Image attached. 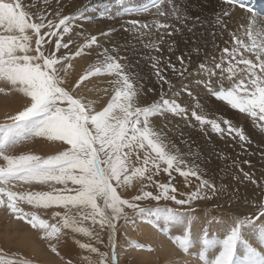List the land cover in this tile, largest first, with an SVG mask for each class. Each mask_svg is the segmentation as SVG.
Returning a JSON list of instances; mask_svg holds the SVG:
<instances>
[{"label":"snow or ice","instance_id":"1","mask_svg":"<svg viewBox=\"0 0 264 264\" xmlns=\"http://www.w3.org/2000/svg\"><path fill=\"white\" fill-rule=\"evenodd\" d=\"M219 2L221 11L216 13V21L226 29L232 19L233 7H243V0ZM44 3L52 7L48 0ZM116 3L117 10L126 15L149 11L147 5L133 6L132 0H116ZM152 3L156 17H173L181 24L189 19L174 0H152ZM55 4L60 5V0H55ZM165 4L169 11H165ZM35 8V2L0 0V82L28 98L23 110L7 116L6 122L0 123V161H3L0 163V207H6L17 219L26 220L32 228L43 230L49 236L63 228L86 237L88 243L75 240L79 249L89 254L82 258L83 264H118L114 251L109 257L107 252H101L98 245L105 243L104 235L107 234L108 245L115 249L117 222L127 218L125 207L142 212L144 209L137 203L139 201L170 200L176 205H189L184 211L166 209L167 219L184 227L182 236L172 237L173 243L182 252L189 253L192 246V202L210 200L223 189L217 188L211 179H202L198 168L184 170L182 165L186 162L178 153L173 154L174 145L169 148L166 138L150 122L153 116L164 113L187 119L185 108L175 100L165 98L163 85L167 84L172 89V81L162 74L164 69L158 67L159 58L153 57L152 68L155 69L157 83L161 85L160 99L146 107L138 106L144 100L143 85L134 82L133 75L125 70L126 66L119 62L118 56L110 55L108 48H102L97 63L92 64L73 85L70 80L73 61L77 57L84 58L86 50L93 46H102L93 35L85 37L83 44L71 50L70 45H74V41L68 39L65 42V34L74 31L75 15H64L59 8H53V12L48 14L32 11ZM247 11L252 12L251 9ZM198 21L199 17L188 30L192 31ZM127 23L129 31H141V35L145 34L144 29L151 35L154 28L159 33V43L164 42L165 35L171 37L174 32L181 31L159 18L149 23L138 20ZM235 23L244 29L247 41L235 32L231 33V47H224L218 60L212 57V66L199 64L195 86L199 88L202 85L216 100L226 102L239 113H246L264 131V20L253 14L250 19ZM101 35L108 36L110 32H102ZM146 46L159 50L155 40ZM179 59L183 63L182 58ZM168 67L176 74L173 65L169 63ZM101 74L115 77L112 81L115 94L102 110H96L93 102L87 100L82 92L78 94V90L84 81L91 83V77ZM179 75L183 77L185 73L180 72ZM187 89L188 85L183 84L182 90ZM103 91L108 92L107 89ZM147 91L151 92L153 88ZM0 92H5V88L0 87ZM188 94L192 96V92ZM179 95L177 92L176 96ZM200 106L197 102L196 108ZM191 115L201 125H211L213 132L234 133V139L238 137L236 142L242 148L245 142L250 143L245 131L230 120L223 121L228 125L223 129L217 120L207 119L195 110ZM33 137L61 141L63 151L47 157L31 153L9 154V149ZM161 172L169 177L166 183L154 180ZM174 172L185 178V184L190 176L199 180L195 191L179 193L186 196L184 199L177 198L172 179ZM243 180L256 184L248 172H243ZM145 182L158 189L155 195L145 190ZM19 185H41L49 190L14 191ZM125 196L131 198L125 199ZM22 205L34 209H63L53 213L59 218L60 226L49 224L35 211L25 212ZM85 221H90L92 227L82 226ZM231 221L232 226L222 239L208 238V233H204L199 260L203 264H264V251L253 246L243 231L248 227H258L264 236V204L259 205L253 216L240 219L236 214ZM207 249H218V254L211 261L206 258ZM52 251L56 252L55 246H52ZM91 254H95L97 259H89ZM0 264L30 262L23 257L4 260L0 256ZM68 264H72L71 260Z\"/></svg>","mask_w":264,"mask_h":264},{"label":"rangeland","instance_id":"2","mask_svg":"<svg viewBox=\"0 0 264 264\" xmlns=\"http://www.w3.org/2000/svg\"><path fill=\"white\" fill-rule=\"evenodd\" d=\"M26 2L36 3V8L32 9L34 12L39 10L48 14L53 12V8H59L64 15H75L73 20L74 31L71 34H65V42L68 39L74 41V45H70V49L73 51L85 42V37L93 35L97 37L102 47L93 46L92 49L86 50L84 58L77 57L73 61V72L70 77L73 85L92 64L97 63L98 54L102 51V48H108L110 55L118 56L119 62L126 66L125 70L133 75L134 82L143 85L144 100L138 106L146 107L160 99L161 85L157 83L155 69L152 68L153 57L159 58L158 67L163 68L162 74L172 81V89H169L167 84L163 85L165 98L175 100L176 103L185 108L187 119L173 113H164L153 116L150 118V122L155 130L161 132L166 138L165 142L169 148L174 145L173 154L178 153L186 162L182 165L184 170L198 168V174H201L202 179H211L217 188L223 189L210 200L192 202L190 206L192 208L191 234L198 232L201 239H203L204 233H208V238L222 239L230 230L232 226L231 218L234 215L239 214L240 219L245 216L251 217L257 211L259 205L264 204V131H261L246 113H239L238 110L231 109L230 105H226V102L216 100L202 85L199 88L195 86V80L199 78L196 76L199 64L206 63L208 66H212V57L218 60L222 49L226 46L231 47V33L235 31L238 36L247 41L248 38L244 34V29L238 27L234 22L238 21L240 17L245 20L250 19L257 12L256 7L260 3L253 2L252 4L248 0H244L243 4L246 2V7L241 10L244 14L233 7L232 19L228 21L226 29H222L216 21V13L221 11L219 0H174V3L189 17L184 24L173 17L167 19L156 17L152 0H132L133 6L147 5L149 8L147 12H138L132 15H126L122 10L118 11L116 0H60V5H56L55 0H48L52 7H48L44 0H26ZM253 5H256V7L253 8ZM163 7L165 11L170 10L166 4ZM236 7L240 6L236 5ZM247 9H251L252 12L249 13ZM238 12L239 14H237ZM197 17H199V21L196 23L195 28L189 31L188 29L192 28ZM157 18L161 22L174 25L181 31L174 32L171 37L165 35L164 42L159 43V33L154 28L151 35L148 34L147 29L142 30L145 33L144 35H141V31L128 30L130 28L127 23L129 20L149 23ZM258 18L264 20V14H260ZM171 30L170 28L169 31ZM102 32H110V35L102 36ZM28 34L31 35L30 32ZM34 40L33 37V46H35ZM153 40L157 42L159 50L146 46L150 45ZM52 47L54 48V45ZM169 47H171V51H169ZM179 58H182L183 63ZM169 63L175 67L176 74H173L172 68L168 67ZM180 72H184L185 75L181 77ZM114 79L115 77L108 74L91 77L92 82L84 81L78 90V94L82 92L87 100L93 102L96 110H102L111 99V96L115 94L114 85L112 84ZM183 84L188 85L186 91L182 90ZM0 87L5 88V92H0V101H2L0 106L5 105L4 107H6L5 109L2 106L5 109V115L0 117V123H4L7 116L15 115L18 111L23 110L25 101L28 98L9 90L10 86L3 82H0ZM148 88H153V91H147ZM103 89H107L108 92L105 93ZM177 92L180 93L179 96H176ZM189 92H192L191 97L188 94ZM197 102L200 103V108H196ZM193 110L197 114H204L207 119L217 120L223 129L228 127L223 121L230 120L233 125L245 131L250 143L245 142L242 148L236 142L238 137L234 139V133L229 134L227 131L223 134L213 132L211 125H201L195 120L191 115ZM59 151H63L61 141L53 142L43 137H33L9 149V154L31 153L47 157L56 155ZM244 161H248V163H244ZM0 163H3V161H0ZM243 172L251 174L253 179L256 180V184L243 180ZM237 177L239 179H236ZM168 179L167 173L163 172L154 177V180L159 183H166ZM172 179L174 180L173 187L177 189L178 194L179 183L182 181L184 183L185 178L174 172ZM197 184H199V180L190 176L188 183H184L187 193L195 191ZM143 186L145 190L152 191L154 195L158 191L147 182ZM57 187L62 186L58 185ZM137 187H139V184H137ZM251 187L256 190V193H253L251 197L253 201L247 200V192L252 189ZM13 190L47 191L49 189L41 185H19ZM123 198L130 199L131 197L125 196ZM177 198L184 199V196L178 194ZM137 203L144 211H133L125 207L124 211L127 218L120 219L117 222L115 249L108 245L107 234L104 235L105 243L98 245L101 252H107L109 257L114 251L118 264H140L139 259H135L134 252H136L135 254L141 251L154 252L151 243L146 242L137 233V228L141 224H150L152 225L151 229L156 228V230L167 231L169 243L172 246L176 245L173 243L172 237L182 236L184 233V227L179 230L177 229L179 226L174 221L167 219L166 209L172 208L184 211L189 208V205L180 206L176 205L174 201L163 199L159 201L148 199ZM22 207H24L25 212L35 211L40 218L47 220L49 224L60 226L59 218L55 217L53 213L54 211L62 212L63 209H34L29 205H22ZM82 226L92 227L90 221H85ZM4 229L8 232H5ZM243 231L244 234L252 232V235L255 236L253 246L261 250L259 243H264V236L261 235L259 228L248 227ZM22 232H25V235ZM29 232L32 236L28 235ZM246 234L245 236H247ZM16 238L17 240H15ZM22 238L24 242H22ZM29 240H32V242ZM75 240H80L81 243L89 242L86 237L79 233H73L71 229L61 228L59 233L49 236L43 230L32 228L26 220L17 219L6 207H0V256L4 260L23 257L30 264H68L69 260L72 264H83L82 258L89 254L80 250ZM27 245L29 248L31 247L29 249L31 253L34 250V254L28 252ZM52 246L56 247V252L52 251ZM198 247H203L202 243ZM209 251L214 252L212 259L218 254V249H209ZM240 252L243 253L242 247ZM195 253L194 248L191 246L189 253L183 252L188 256V260H184V262L177 259V264H193L198 258V254ZM89 259L94 261L97 257L95 254H91ZM157 259L159 260V258ZM159 264H165V262ZM166 264H169V262Z\"/></svg>","mask_w":264,"mask_h":264},{"label":"bare ground","instance_id":"3","mask_svg":"<svg viewBox=\"0 0 264 264\" xmlns=\"http://www.w3.org/2000/svg\"><path fill=\"white\" fill-rule=\"evenodd\" d=\"M210 1V0H209ZM215 2V1H214ZM257 3H260L259 4V6L258 7H256V5H253V8H255L256 7V9H257V12L256 13H254V15L255 16H257V17H259V15L261 14V13H263V11H264V3H262L261 1L259 2V1H257ZM255 4V3H254ZM246 7V6H245ZM238 10H240V9H238ZM240 12H242L241 10H240ZM243 13V12H242ZM241 13V14H242ZM247 13V12H246ZM245 13V14H246ZM236 14V13H235ZM237 14H239V12L237 13ZM240 14V15H241ZM244 14V13H243ZM213 15V14H212ZM239 16V15H238ZM237 16V17H238ZM245 16V15H244ZM250 16V15H249ZM234 17H236V16H234ZM240 17V16H239ZM247 18V17H246ZM236 19H238V18H236ZM249 19V18H248ZM238 20H245V19H243L242 17H240ZM247 20V19H246ZM235 23V22H234ZM236 24V23H235ZM235 32V31H234ZM95 88V87H94ZM92 90V89H91ZM93 91V90H92ZM95 91V90H94ZM1 97V96H0ZM4 99V98H3ZM98 99V98H97ZM2 100V99H1ZM5 100V99H4ZM0 102H2V101H0ZM9 105V104H8ZM3 106V105H2ZM2 106H0V117H2V116H4L5 115V109H6V107H4V108H2ZM179 187H178V194L180 193V192H184L185 194H188L187 193V190H186V188H185V185H184V183H183V181L182 182H180L179 183ZM238 187V186H237ZM239 187H241V186H239ZM249 187V186H248ZM242 188H243V186H242ZM252 189H250V190H248V192H247V196H248V198H247V200H251V201H253L252 199H251V197L253 196V193L255 194L256 193V190L254 189V187H251ZM231 189V188H230ZM240 189V188H239ZM234 190V189H233ZM244 190V189H243ZM239 193V192H238ZM242 193V192H241ZM177 194V195H178ZM240 194V193H239ZM242 195V194H241ZM184 198H186V196H184ZM246 199V198H245ZM249 203V202H248ZM253 203V202H252ZM175 224H177V223H175ZM11 225V224H10ZM179 227H177V229H181L183 226L182 225H179V224H177ZM152 225H150V224H141L138 228H137V233H138V235L139 236H141V238H143L146 242H150L151 243V245H152V247H153V249H154V252L153 253H148L147 251H141V252H138L137 254H135L136 252H134L133 253V255H134V257H135V259H139V262H140V264H159L160 262H165V264L166 263H168L169 262V264H177V261L178 260H182V261H184V260H188V256L187 255H185V254H183V252L178 248V246L177 245H175V246H172L170 243H169V236H167V234H168V232L166 231V232H164V231H162V230H156V228L154 229V228H150ZM2 228V227H1ZM4 228H6V227H4ZM7 229V228H6ZM5 230V229H4ZM14 230V229H13ZM16 230V229H15ZM27 231V230H26ZM128 231V230H127ZM4 232V231H3ZM5 232H8V231H6L5 230ZM15 232V231H14ZM126 232V231H125ZM10 233V232H9ZM12 233V232H11ZM25 232H22V234H24ZM30 233V232H29ZM194 233V234H193ZM192 234H191V242H192V247L194 248V250H195V254H198V258H197V260L196 261H194L193 262V264H203V262L202 261H200L199 260V253H200V251L203 249V247H198L199 245H201V243H202V239H201V237H200V233H198V232H193ZM8 234V233H7ZM17 234H19V233H17ZM28 234V233H27ZM26 234V237L28 236V235H31V233L30 234H28L27 235ZM126 234H128V233H126ZM246 234V233H245ZM25 235V234H24ZM247 236V238L250 240V242L252 243V244H255V236H253L252 235V232L250 231V233L248 234H246ZM8 236H9V234H8ZM32 236V235H31ZM163 236V237H162ZM26 237H25V239H26ZM8 238V237H7ZM11 238H13V237H11ZM29 238V237H28ZM33 238V237H32ZM14 239V238H13ZM12 239V240H13ZM19 239V238H18ZM9 240V239H8ZM15 240H17V238L15 239ZM19 240H21V239H19ZM28 240V239H27ZM7 241V240H6ZM29 241H31L32 242V240H29ZM9 242H10V240H9ZM8 242V243H9ZM12 242V241H11ZM15 242V241H14ZM22 242H24V239L22 238ZM6 243V242H5ZM17 243V242H16ZM28 243V242H27ZM15 244V243H14ZM33 244V243H32ZM33 245H36V244H33ZM259 245H260V248H262L261 249V251H264V243H259ZM28 246V245H27ZM39 248H40V246H38ZM20 248H22V247H20ZM25 248H26V244H25ZM31 248V247H30ZM29 248V246H28V252L29 253H31V250H29L30 249ZM34 248H36L35 246H34ZM38 248V249H39ZM38 249H36V250H38ZM259 249V248H258ZM214 250H217V249H214ZM260 250V249H259ZM34 250H32V253L31 254H34L35 252H33ZM132 253V252H131ZM205 254H206V258L210 261L213 257H214V252L213 251H209V249H207L206 251H205ZM190 257H193V256H190ZM157 258H159V260L157 259ZM178 259V260H177ZM185 262V261H184Z\"/></svg>","mask_w":264,"mask_h":264}]
</instances>
